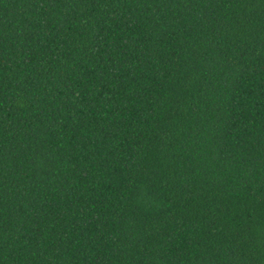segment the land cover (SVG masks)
<instances>
[{
  "label": "trees",
  "instance_id": "1",
  "mask_svg": "<svg viewBox=\"0 0 264 264\" xmlns=\"http://www.w3.org/2000/svg\"><path fill=\"white\" fill-rule=\"evenodd\" d=\"M0 264H264V0H0Z\"/></svg>",
  "mask_w": 264,
  "mask_h": 264
}]
</instances>
